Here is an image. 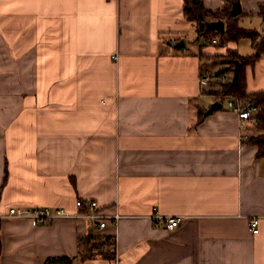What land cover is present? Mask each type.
Returning a JSON list of instances; mask_svg holds the SVG:
<instances>
[{
    "label": "crops",
    "instance_id": "obj_1",
    "mask_svg": "<svg viewBox=\"0 0 264 264\" xmlns=\"http://www.w3.org/2000/svg\"><path fill=\"white\" fill-rule=\"evenodd\" d=\"M231 1L260 39L264 0H202ZM186 3L0 0V264H264V156L216 79L200 83L229 66V48L253 54V40L205 43ZM243 72L247 93L264 92V55ZM79 198L119 217L100 228ZM11 206L69 215L40 225ZM155 208L183 219L167 229ZM90 236H111L113 256L80 258Z\"/></svg>",
    "mask_w": 264,
    "mask_h": 264
},
{
    "label": "trees",
    "instance_id": "obj_2",
    "mask_svg": "<svg viewBox=\"0 0 264 264\" xmlns=\"http://www.w3.org/2000/svg\"><path fill=\"white\" fill-rule=\"evenodd\" d=\"M232 1L229 5H226L221 10L208 9L203 5L202 0H187L186 3V14L189 19L196 22V30L200 36H203L205 43H211L220 46H226L230 41H237L243 36H249L253 40V45L255 51L251 55H242L236 49L229 48L226 51V59L224 63H229V66L225 69L217 71L216 76H227L232 75L235 67L236 60H239L242 64L239 76L236 81H225L217 80L216 88L222 89L218 91L217 89L212 90L220 93H231L234 96L241 98L243 100H253L256 105L259 106L258 117L259 123L257 128L260 129L258 135L251 137V141L258 145V155L264 156V92L258 91L253 93H247L246 91V81L244 76V66L247 64H254L262 55H264V35L257 40L255 31L246 30L240 27L236 20L238 15L232 13ZM210 20H222L225 23L224 31L216 30H206V24ZM213 38L217 41L213 42ZM219 100L221 98H218ZM111 236H99V237H87V246L85 251L81 253L80 258H87L96 255V253L102 254L108 258H111L114 254L111 246L108 244ZM94 240V241H93ZM104 245V246H103ZM45 264H77L75 257L70 256H53L48 257Z\"/></svg>",
    "mask_w": 264,
    "mask_h": 264
},
{
    "label": "built area",
    "instance_id": "obj_3",
    "mask_svg": "<svg viewBox=\"0 0 264 264\" xmlns=\"http://www.w3.org/2000/svg\"><path fill=\"white\" fill-rule=\"evenodd\" d=\"M217 39L213 38V42H216ZM213 79L217 80H227L228 76H216L213 78L211 73L207 70L204 71L200 77V83L204 85L213 86ZM216 84V82H215ZM221 98H226L227 107L232 109L237 113L238 119L240 121V127L243 132V138L249 139L250 136L248 135L247 131L249 127L254 124L259 123L258 111L259 106L254 103L253 100H243L234 96L233 94H224L220 93L218 95H214ZM77 206L80 209H85L81 213L84 216H87L91 219L99 221L100 228H104L107 224L108 218H113L117 220L119 215H108L103 213L99 206L98 202L93 199L89 198H79L76 201ZM11 217H18V218H31L36 223L40 225H48L52 220L57 217L61 216H68V212L65 211L63 208L60 207H21V206H11L9 212L7 214ZM152 217L158 221H162L167 229H175L181 223L183 216L182 215H173V214H163L160 213L156 208L155 211L152 213ZM248 225L250 229L254 233H258L260 230V217L257 215L249 216Z\"/></svg>",
    "mask_w": 264,
    "mask_h": 264
},
{
    "label": "water",
    "instance_id": "obj_4",
    "mask_svg": "<svg viewBox=\"0 0 264 264\" xmlns=\"http://www.w3.org/2000/svg\"><path fill=\"white\" fill-rule=\"evenodd\" d=\"M240 3L239 2H235L233 9H232V13L234 15H237L240 12ZM225 29V25L224 22L222 20H216V21H209L206 24V30H216V31H224ZM175 45H181V46H185V41L184 40H180V41H176L174 42ZM242 67V64L239 60H236L235 62V67H234V81L237 80L239 73H240V69ZM221 102L220 101H216L215 103H213V105L210 107V109L208 110V112H212L214 111L216 108L221 107Z\"/></svg>",
    "mask_w": 264,
    "mask_h": 264
},
{
    "label": "rangeland",
    "instance_id": "obj_5",
    "mask_svg": "<svg viewBox=\"0 0 264 264\" xmlns=\"http://www.w3.org/2000/svg\"><path fill=\"white\" fill-rule=\"evenodd\" d=\"M223 59V61L226 59V57H224V58H222ZM228 76V79H227V81H231V80H233L234 81V75H227ZM226 81V80H225ZM217 83V82H216ZM214 88V87H213ZM214 89H217V88H214ZM214 89H212V90H214ZM218 91H222L223 90V88L222 89H217ZM217 93H219V92H217V91H214V95H218ZM224 94H230V93H224ZM257 125H258V123L257 124H254V125H252V127L254 126L255 128H256V133H257V135H258V133L260 132V129L259 128H257ZM249 136H250V138L252 137L251 135H250V133H249ZM249 138V139H250ZM251 140V139H250Z\"/></svg>",
    "mask_w": 264,
    "mask_h": 264
}]
</instances>
